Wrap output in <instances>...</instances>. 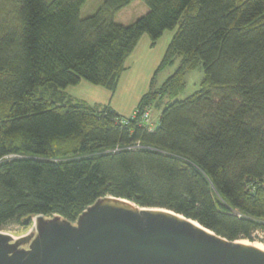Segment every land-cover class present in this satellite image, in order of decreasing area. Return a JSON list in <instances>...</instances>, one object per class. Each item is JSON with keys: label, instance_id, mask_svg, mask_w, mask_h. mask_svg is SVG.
<instances>
[{"label": "trees", "instance_id": "1", "mask_svg": "<svg viewBox=\"0 0 264 264\" xmlns=\"http://www.w3.org/2000/svg\"><path fill=\"white\" fill-rule=\"evenodd\" d=\"M0 0V231L28 216L73 222L105 196L182 214L232 241L264 230V0ZM178 27L137 108L176 99L201 64L200 89L164 107L153 128L113 108L70 102L82 80L115 89L143 34ZM264 242V241H263Z\"/></svg>", "mask_w": 264, "mask_h": 264}, {"label": "water", "instance_id": "2", "mask_svg": "<svg viewBox=\"0 0 264 264\" xmlns=\"http://www.w3.org/2000/svg\"><path fill=\"white\" fill-rule=\"evenodd\" d=\"M18 238L0 231V264H264V250L171 210L105 196L75 222L54 215Z\"/></svg>", "mask_w": 264, "mask_h": 264}, {"label": "rangeland", "instance_id": "3", "mask_svg": "<svg viewBox=\"0 0 264 264\" xmlns=\"http://www.w3.org/2000/svg\"><path fill=\"white\" fill-rule=\"evenodd\" d=\"M105 1L87 0L82 7L81 18L85 19L97 13ZM148 11L149 7L143 0H134L131 4L116 12L114 19L118 23L129 25L145 15ZM177 29L178 27L172 30H166L155 44H152L148 33L143 34L136 48L128 56L126 60L127 68L122 72L115 89H109L105 86L82 80L79 84L67 87L66 97L68 101L93 105L99 110L105 107H111L122 117H132L143 95L151 89H159L177 69L180 62L178 57L174 61L164 66L162 65L166 51ZM204 76L205 71L201 64L196 70L189 71L186 74V87L176 99L165 97L162 100H157L152 103L151 121L153 125L159 123L160 115L168 102L185 99L199 90ZM35 223L36 220L30 225L10 223L2 231L18 238L31 232ZM241 242L260 243L249 240H241Z\"/></svg>", "mask_w": 264, "mask_h": 264}, {"label": "built area", "instance_id": "4", "mask_svg": "<svg viewBox=\"0 0 264 264\" xmlns=\"http://www.w3.org/2000/svg\"><path fill=\"white\" fill-rule=\"evenodd\" d=\"M151 111H152V107L151 105H148L145 107V109L143 111H140L139 109L137 111H135V114L132 116V118H137L140 117L141 119V123L149 126L151 128L154 127L153 122L151 121ZM122 123H127L128 119H122L121 120ZM255 240L257 242L263 243L264 244V230H256L253 234Z\"/></svg>", "mask_w": 264, "mask_h": 264}, {"label": "bare ground", "instance_id": "5", "mask_svg": "<svg viewBox=\"0 0 264 264\" xmlns=\"http://www.w3.org/2000/svg\"><path fill=\"white\" fill-rule=\"evenodd\" d=\"M243 243H246V242H243ZM248 244H252V245L264 250V245L261 243H248Z\"/></svg>", "mask_w": 264, "mask_h": 264}, {"label": "crops", "instance_id": "6", "mask_svg": "<svg viewBox=\"0 0 264 264\" xmlns=\"http://www.w3.org/2000/svg\"><path fill=\"white\" fill-rule=\"evenodd\" d=\"M137 111V110H136Z\"/></svg>", "mask_w": 264, "mask_h": 264}]
</instances>
